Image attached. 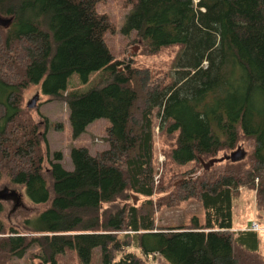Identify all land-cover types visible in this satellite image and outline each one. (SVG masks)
<instances>
[{"label": "trees", "instance_id": "obj_1", "mask_svg": "<svg viewBox=\"0 0 264 264\" xmlns=\"http://www.w3.org/2000/svg\"><path fill=\"white\" fill-rule=\"evenodd\" d=\"M102 1L0 0V17L12 19L0 28V181L46 206L22 231L0 219V264L32 247L43 264L66 250L90 264L96 248L100 264H264V229H232L241 189L255 191L264 209V0H126L132 8L121 31L135 34L141 56L178 50L168 80L132 58L114 59L105 42L114 25L95 9ZM97 71L93 89L64 94L72 75L86 82ZM35 85L66 102L73 137L109 120L108 148H73L72 171L61 152L48 161L49 124L34 122L23 105ZM155 110L160 126L177 133L172 163L199 169L177 185L154 186ZM237 149L239 161L201 165ZM190 199L201 204L203 223L155 225L161 207Z\"/></svg>", "mask_w": 264, "mask_h": 264}, {"label": "rangeland", "instance_id": "obj_2", "mask_svg": "<svg viewBox=\"0 0 264 264\" xmlns=\"http://www.w3.org/2000/svg\"><path fill=\"white\" fill-rule=\"evenodd\" d=\"M131 5L126 3V0H104L96 4V12L98 14L107 15L113 25L114 31L105 36L106 45L113 55L114 59L125 63L128 59H133V64L136 67H148L167 80L171 77L175 79V69L173 68L172 58L177 54V49L164 50L156 57H143L140 55V46L136 41L135 34L124 35L121 31L125 17L131 11ZM122 67V66H120ZM103 72L97 71L89 75L86 82H82L78 75H72L66 83V91L64 94L77 91L85 93L93 89L102 77ZM38 94L39 99L36 106L31 110L30 115L34 122L41 123L46 120L49 124L46 137L48 140L49 158L51 159L55 152L62 153L61 165L66 171H72L73 167L70 161V151L73 148L84 147L88 149L91 155L108 148L105 141L107 128L110 126V121L107 119H97L89 124L85 131L78 137H73L69 122V110L65 101L49 100L46 95L42 93L41 86H31L25 93L23 105L34 96ZM154 119V186L170 184L177 185L183 177L189 175L191 172H199L198 167L194 163L178 166L169 158L177 133L169 134L166 132V125L160 126V120L157 117V110ZM60 125V127H58ZM243 147V146H241ZM244 150V148H242ZM44 150V148H43ZM46 158L43 160V170L49 169V164ZM190 176V175H189ZM255 183H258L257 178ZM6 188L8 190H15L22 195L23 206L13 210L14 203L12 201H0L2 206V213L0 215L1 221L7 228H14L17 230H24L23 222L26 219L34 218L37 214L46 209L44 205H34L28 201L24 194V189L20 186L12 185L6 177L0 181V190ZM133 199H135L133 197ZM138 202V198L135 199ZM134 202L135 204H137ZM155 225L163 228L173 227H189L193 223V219L203 223L204 210L201 204L193 199L178 202L175 206L161 207L155 213ZM255 221L259 227L264 229V209H257L256 207V193L255 191L241 189L240 195L234 200L232 205V229L238 231L243 228H248L251 223ZM261 245L260 251L264 255V234L260 235ZM130 251L139 253L134 248H129ZM37 249L32 247L21 259H16L13 264H43V262L36 257ZM100 249L96 248L92 252L90 264H100ZM149 264H157L151 259ZM159 263H161L159 261ZM56 264H82L80 263L74 251L66 250L58 257Z\"/></svg>", "mask_w": 264, "mask_h": 264}, {"label": "water", "instance_id": "obj_3", "mask_svg": "<svg viewBox=\"0 0 264 264\" xmlns=\"http://www.w3.org/2000/svg\"><path fill=\"white\" fill-rule=\"evenodd\" d=\"M12 22L11 18H3L0 17V28H7ZM39 96L38 94L34 95L27 103L26 108L33 109L36 106V102L38 101ZM244 157V154L241 152L240 149H237L236 151L230 153L228 156H224L219 159H212L208 162H201V165L205 170H208L210 167H212L216 163H221L224 160H230L232 162L239 161ZM0 201H12L14 203L13 210L20 207L22 205V195L19 194L15 190H8L6 188H3L0 190ZM134 202L136 200L134 199Z\"/></svg>", "mask_w": 264, "mask_h": 264}, {"label": "built area", "instance_id": "obj_4", "mask_svg": "<svg viewBox=\"0 0 264 264\" xmlns=\"http://www.w3.org/2000/svg\"><path fill=\"white\" fill-rule=\"evenodd\" d=\"M193 1H194L195 3L198 2V0H193ZM250 230L255 231V232H259V231H261L262 229H261V227H259V225H258L255 221H253V222L251 223Z\"/></svg>", "mask_w": 264, "mask_h": 264}]
</instances>
